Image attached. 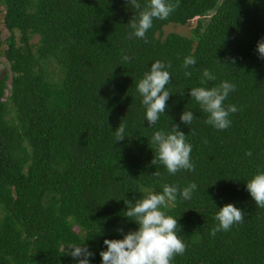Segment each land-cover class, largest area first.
<instances>
[{"label":"trees","instance_id":"obj_1","mask_svg":"<svg viewBox=\"0 0 264 264\" xmlns=\"http://www.w3.org/2000/svg\"><path fill=\"white\" fill-rule=\"evenodd\" d=\"M166 2L178 7L153 20L145 43L129 38L137 10L128 0H0V62L8 64L0 70V264H78L69 244L86 246L90 264H102L104 240L138 228L124 216L125 201L191 183L190 200L178 196L164 209L186 244L171 264H264V208L246 189L264 172V59L257 52L264 0ZM209 12L199 32H164ZM188 56L196 60L190 77L182 67ZM157 60L170 65L172 95L150 126L137 84ZM204 69L216 79L201 84ZM223 81L236 86L225 107L238 110L218 130L189 93ZM184 111L195 115L190 126L180 120ZM121 123L126 138L116 142ZM173 124L192 145L194 171L169 175L151 163L153 134ZM229 203L244 212L243 223L210 236L218 208Z\"/></svg>","mask_w":264,"mask_h":264},{"label":"clouds","instance_id":"obj_2","mask_svg":"<svg viewBox=\"0 0 264 264\" xmlns=\"http://www.w3.org/2000/svg\"><path fill=\"white\" fill-rule=\"evenodd\" d=\"M131 6L137 10V14L127 24L132 31L129 38L144 39L147 43L146 33L153 25L154 19L165 20L178 5L168 3L166 0H148V3L141 8L138 0H128ZM257 52L261 59H264V39L258 42ZM124 61H130V57L123 55ZM233 59V63H234ZM196 64L192 56L184 58L182 67L186 70L185 76L190 77L192 73L187 71ZM170 65H165L160 60L151 64L148 71L139 80L137 91L142 97V104L145 106V119L150 126H154L161 114H165L167 100L170 94L167 85L171 82V74L165 70ZM201 84L215 80L216 77L208 69L202 73ZM235 85L223 81L218 86L193 87L190 89V97L194 99L201 110L207 114L206 123L218 130H224L231 124L229 115L237 112L235 105L227 107L224 101L230 92L235 91ZM195 119L192 111H184L180 120L190 126ZM125 126L121 123L115 130V140L125 139ZM151 144L155 147L154 159L151 163H159L167 170L169 175H174L182 170L194 171L195 166L191 162L192 145L186 142L185 134L179 130V125L173 124L170 132L156 131ZM246 155L251 156L249 151ZM157 176L159 172L153 173ZM197 189L195 183L180 189L176 185L164 184L162 192H149L143 198L135 200V203L125 201L127 210L125 217L133 221L137 230L129 231L122 239H105L106 250L100 252L102 264H171L177 255H183L186 251V244L177 234L178 220L171 215H166L164 209L170 202H175L177 197L190 200L193 192ZM246 189L255 202L256 207L264 208V172L257 173L246 182ZM130 205V206H129ZM215 214L214 219L218 222L211 230L210 236L215 237L218 232L229 231L234 225L243 223L244 212L233 204H225ZM131 218V219H130ZM123 232V229H117ZM67 252L78 264H90L89 258L93 253L86 246L75 244L67 245Z\"/></svg>","mask_w":264,"mask_h":264},{"label":"rangeland","instance_id":"obj_3","mask_svg":"<svg viewBox=\"0 0 264 264\" xmlns=\"http://www.w3.org/2000/svg\"><path fill=\"white\" fill-rule=\"evenodd\" d=\"M211 13L212 12L206 13L197 23L191 22L190 25L183 26V25L169 24L164 27V32L168 33L170 31H174L185 35H190L192 32L194 33L195 31L199 32L205 27L206 23L210 19ZM2 35L4 36L5 32H3ZM36 40H37V36H32L30 42L34 43L36 42ZM0 70L3 74L8 70V64L6 61H4V59H1Z\"/></svg>","mask_w":264,"mask_h":264}]
</instances>
